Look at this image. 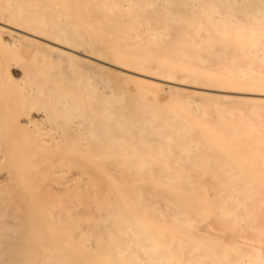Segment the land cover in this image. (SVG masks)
Wrapping results in <instances>:
<instances>
[{"label": "bare ground", "instance_id": "1", "mask_svg": "<svg viewBox=\"0 0 264 264\" xmlns=\"http://www.w3.org/2000/svg\"><path fill=\"white\" fill-rule=\"evenodd\" d=\"M0 264H264V0H0Z\"/></svg>", "mask_w": 264, "mask_h": 264}, {"label": "rangeland", "instance_id": "2", "mask_svg": "<svg viewBox=\"0 0 264 264\" xmlns=\"http://www.w3.org/2000/svg\"><path fill=\"white\" fill-rule=\"evenodd\" d=\"M168 97V92L167 91H164L161 95H160V98L161 99H166Z\"/></svg>", "mask_w": 264, "mask_h": 264}]
</instances>
